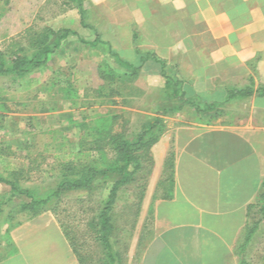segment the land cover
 Masks as SVG:
<instances>
[{
	"label": "crops",
	"instance_id": "obj_1",
	"mask_svg": "<svg viewBox=\"0 0 264 264\" xmlns=\"http://www.w3.org/2000/svg\"><path fill=\"white\" fill-rule=\"evenodd\" d=\"M86 3L98 10L97 30L115 51L132 56L136 32L140 45L146 43L140 50L167 63L178 58L181 77L196 95L181 100L176 127L151 148L153 172L141 209L118 207L116 197L109 251L89 226L96 211L81 226V262L46 212L12 229L0 225V264H264L258 204L264 183V0ZM158 72L151 61L141 70L160 77ZM241 89L252 93L235 96ZM168 154L170 187L162 177Z\"/></svg>",
	"mask_w": 264,
	"mask_h": 264
},
{
	"label": "trees",
	"instance_id": "obj_2",
	"mask_svg": "<svg viewBox=\"0 0 264 264\" xmlns=\"http://www.w3.org/2000/svg\"><path fill=\"white\" fill-rule=\"evenodd\" d=\"M67 1L74 4L79 15V24L94 33L92 41L78 38L79 42L89 50H93L96 56H103L97 66V75L105 85L99 86L94 91L96 98H100L102 104L108 102L109 105L115 106L116 102L112 98L120 95L122 88L133 84L146 63L151 61L159 67L158 74L165 81L160 92L162 95L160 101L164 105L153 118L142 124L138 133L131 135L125 129L116 130L117 120L120 119V116L116 114H98L92 118L85 116L79 121L69 117L66 129L76 131L77 138L76 141L71 139L66 141L72 147L68 153L63 150L66 145L64 139L56 145V154L53 159L57 165V173L53 185L41 191L23 187L22 182L27 179L24 166L7 164L3 173H0V186L4 187V195L0 194V225H8L9 229H12L22 223V220L19 219L21 215L29 220L46 212H50L59 219V204L68 194L86 195L88 201H91L95 191L104 190L107 193L106 199L100 200V207L94 210L96 211L95 221L90 222L89 226L94 225L95 233H100L96 240L100 241L109 251L107 234L111 226L110 213L119 191L137 182L138 175L145 170L144 163H147L149 167L153 165L151 148L165 132L164 117L181 112V100L183 104L192 101L196 94L190 86L191 82L181 77L177 64L167 63L165 60L139 49L140 43L136 32L133 34L134 54L124 57L115 51L109 42L102 39V34H99L96 27L95 11L85 7L87 0ZM76 35L75 32L69 30L54 32L49 28H44L38 33L28 34L27 44L24 47L15 44L9 50L0 51V77L9 78L16 84L41 71L46 68L61 43L69 36ZM102 47L113 59L115 68L109 64L107 55L101 53L100 48ZM30 81L29 79L28 82ZM76 83V77L73 74L64 83L51 84L45 86L44 89L48 92L53 90L62 101L76 106L79 101ZM251 91V89L234 90V95L250 96ZM259 93L264 95V88L259 89ZM54 105L51 108H43L42 105H39V111H55L58 108L56 103ZM190 105L193 104L190 103ZM193 107L198 109V106ZM9 113L7 99L0 98V131L5 128V119ZM56 134L58 131L51 132L53 137ZM3 150L0 144V157L5 155L6 151ZM7 150L11 151L10 148ZM172 160V154H168L162 171L164 182L169 187L173 176ZM149 174L147 170L146 175L149 176ZM145 177L143 176L141 179L145 180ZM144 189L145 186H142L141 198ZM258 204L259 211L264 217V183L259 192ZM58 221L64 235L73 246L74 254L81 262L76 235L66 227L63 221Z\"/></svg>",
	"mask_w": 264,
	"mask_h": 264
},
{
	"label": "rangeland",
	"instance_id": "obj_3",
	"mask_svg": "<svg viewBox=\"0 0 264 264\" xmlns=\"http://www.w3.org/2000/svg\"><path fill=\"white\" fill-rule=\"evenodd\" d=\"M88 5L85 3L86 7ZM74 7L67 0H0V51L9 50L15 44L24 47L28 34L38 33L44 28L54 32L65 29L77 34L61 43L46 68L41 71L16 84L9 78L0 77V98L7 99L10 109L5 119V128L0 131V144L3 151H6L4 157H0V173H3L7 164L24 166L27 179L22 182V186L25 188L41 191L54 184L57 165L53 156L56 154V145L64 139L66 145L63 150L68 153L72 147L66 141H76L77 138L76 131L66 129L69 117L79 121L85 116L92 118L98 114H116L120 116L116 130L125 129L131 135L138 133L142 124L153 118L164 105L160 101L162 89L157 88L161 82L165 84L164 79L146 73H140L133 84L122 88L120 95L112 98L116 102L115 106L108 102L102 104L101 99L96 98L94 91L105 85L97 75V66L103 56H96L93 50L79 42L80 38L92 41L94 33L79 24V15ZM95 14L99 16L98 10H95ZM95 21L98 22L97 19ZM140 46L145 48L146 43L141 41ZM100 51L107 55L105 48H100ZM126 55L129 56L128 53ZM106 58L115 68L113 59L108 55ZM171 59L170 63L173 64L178 61L176 57ZM186 60L189 64L190 58ZM73 74L79 93L76 106L62 101L53 90L45 91V86L62 84ZM55 103L58 108L55 111H39V105L51 108ZM85 103V106H81ZM185 109L190 111L192 108L185 106ZM177 115L178 113L170 116L171 119L164 117L165 132L162 136L176 127ZM53 131H58L54 137L51 135ZM144 167L145 170L138 175L136 183L119 191L118 207L126 208L132 204L133 208L141 209V188L145 186L143 196L153 172V165L149 167L144 163ZM147 170L149 176L146 175ZM143 176H146L145 180L141 179ZM0 194L4 195L3 186H0ZM106 194L104 190L95 191L91 201H88L86 195L68 194L59 204V219L54 216L57 223L59 224L58 220L63 221L80 242L84 217L100 207L99 202L106 199ZM19 219L23 221L26 218L21 215Z\"/></svg>",
	"mask_w": 264,
	"mask_h": 264
}]
</instances>
